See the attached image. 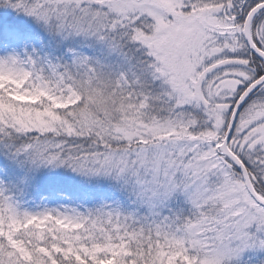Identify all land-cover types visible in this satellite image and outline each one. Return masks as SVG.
<instances>
[{"label":"snow or ice","instance_id":"1","mask_svg":"<svg viewBox=\"0 0 264 264\" xmlns=\"http://www.w3.org/2000/svg\"><path fill=\"white\" fill-rule=\"evenodd\" d=\"M0 264H264V0H0Z\"/></svg>","mask_w":264,"mask_h":264}]
</instances>
